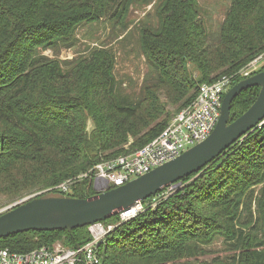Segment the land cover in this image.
<instances>
[{"label":"trees","instance_id":"16d2710c","mask_svg":"<svg viewBox=\"0 0 264 264\" xmlns=\"http://www.w3.org/2000/svg\"><path fill=\"white\" fill-rule=\"evenodd\" d=\"M149 1L0 0L1 202L142 147L191 103L202 83L235 76L264 53V0H228L215 39H209L194 0H160L157 27L140 29L138 43L154 75L136 99L118 94L111 49L63 63L38 52L71 43L83 22L119 23L129 2ZM241 79L235 76L232 85ZM259 89H244L233 100L229 121L254 102ZM95 192L86 178L64 194ZM100 222L115 227L97 247L98 264H169L202 253L201 245L216 235L232 255L199 264H264V122L183 177L155 206L124 221L116 214ZM91 239L89 226L29 230L1 238L0 246L28 252L56 241L76 248Z\"/></svg>","mask_w":264,"mask_h":264},{"label":"water","instance_id":"95a60500","mask_svg":"<svg viewBox=\"0 0 264 264\" xmlns=\"http://www.w3.org/2000/svg\"><path fill=\"white\" fill-rule=\"evenodd\" d=\"M249 87H260L254 102L237 118L230 119L233 100ZM264 122V68L233 84L224 94L218 121L206 139L176 158L127 183L79 198L60 192H46L15 204L0 213V239L29 231L67 230L90 226L162 190L176 186L183 177L200 171L236 140ZM79 245H76L78 248Z\"/></svg>","mask_w":264,"mask_h":264},{"label":"built area","instance_id":"2783aa9c","mask_svg":"<svg viewBox=\"0 0 264 264\" xmlns=\"http://www.w3.org/2000/svg\"><path fill=\"white\" fill-rule=\"evenodd\" d=\"M263 62L264 53L250 61L235 76L246 78L254 74ZM235 76L223 75L214 82L202 83L191 103L174 114L164 129L142 147L114 158L102 159L89 170L25 199L46 192L67 193L76 180L86 178H91L95 190L104 191L107 188L123 185L176 158L188 148L206 139L212 132L220 116L225 91L227 92L232 86ZM176 188L177 185L166 190L170 193ZM160 194L163 192H159L146 205L143 202L138 203L121 212L120 220L124 221L135 216L144 207L155 206ZM114 227L109 225L105 228L101 222L90 225L92 239L78 248H65L59 241L51 246H41L28 252H15L0 246V264H98L100 257L97 247L104 235Z\"/></svg>","mask_w":264,"mask_h":264},{"label":"rangeland","instance_id":"374dc122","mask_svg":"<svg viewBox=\"0 0 264 264\" xmlns=\"http://www.w3.org/2000/svg\"><path fill=\"white\" fill-rule=\"evenodd\" d=\"M159 1L150 0L146 3L129 2L128 16L119 23L106 19L92 23L83 22L75 28L71 43L66 45L57 43L47 48L40 47L38 52L63 63L64 61L77 60L97 48L111 49L115 54L113 72L117 81L116 89L118 94L136 99L141 88L154 75V69L141 51L138 43L140 29L144 26L157 27ZM194 1L209 39H215L227 11L228 0ZM263 64L264 62L257 67L256 72L264 66ZM92 128L93 122L88 120V131ZM162 192L163 194H160L156 199V203L168 193L166 189L162 190ZM30 195H25L7 203L0 201V213L22 202ZM102 225L106 228L111 224ZM63 247L70 249V247L65 245ZM201 248L202 253L169 264H199L203 260L211 262L216 257L227 261L233 253L231 246L224 242L222 235L214 236L209 243L202 244Z\"/></svg>","mask_w":264,"mask_h":264}]
</instances>
